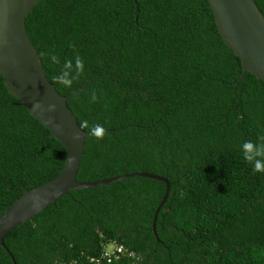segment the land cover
I'll use <instances>...</instances> for the list:
<instances>
[{"label": "trees", "instance_id": "16d2710c", "mask_svg": "<svg viewBox=\"0 0 264 264\" xmlns=\"http://www.w3.org/2000/svg\"><path fill=\"white\" fill-rule=\"evenodd\" d=\"M25 28L60 94L86 84L66 99L78 126L103 129L85 136L76 179L146 171L169 190L155 233L160 180L68 190L6 232L15 264H264V155L249 161L243 147L264 153V81L235 83L240 60L207 0H37ZM64 161L0 74V214ZM0 264H13L1 245Z\"/></svg>", "mask_w": 264, "mask_h": 264}, {"label": "water", "instance_id": "95a60500", "mask_svg": "<svg viewBox=\"0 0 264 264\" xmlns=\"http://www.w3.org/2000/svg\"><path fill=\"white\" fill-rule=\"evenodd\" d=\"M37 0H0V74L9 93L44 125L51 137L65 149V161L52 178L21 193L0 214V245L15 261L3 237L10 229L32 218L34 214L57 201L68 190L102 186L129 177H148L164 182L163 195L156 206L155 219L165 201L169 181L166 177L146 171H134L93 181H78L76 173L83 152L85 136L102 132L83 130L66 104V99L86 84L67 95L60 94L46 77L41 60L26 28L25 16ZM217 31L228 48L239 58L241 73L245 72L264 81V15L254 0H207Z\"/></svg>", "mask_w": 264, "mask_h": 264}, {"label": "clouds", "instance_id": "9594fccd", "mask_svg": "<svg viewBox=\"0 0 264 264\" xmlns=\"http://www.w3.org/2000/svg\"><path fill=\"white\" fill-rule=\"evenodd\" d=\"M50 59L53 62H56V57L55 56H50ZM83 65L82 62L80 61L79 58H76L75 60V68L77 73L82 69ZM72 68V63L69 61H65L64 63V71L61 73L62 76V80L61 83L64 85H70L72 82V78L74 77H70L69 76V72L68 70ZM91 99H95V92H93L91 94ZM99 131H102V129L99 128V126H97ZM243 147L247 150L245 151L244 155L245 158L249 161H252L254 156H260V155H264V153H261L257 148L255 150L252 149V145L250 142H245V144L243 145ZM254 170L255 171H264V166L261 165V163L259 161L254 162ZM113 244H109L108 247H112Z\"/></svg>", "mask_w": 264, "mask_h": 264}, {"label": "built area", "instance_id": "2783aa9c", "mask_svg": "<svg viewBox=\"0 0 264 264\" xmlns=\"http://www.w3.org/2000/svg\"><path fill=\"white\" fill-rule=\"evenodd\" d=\"M121 247L117 246V245H113L112 247H108L107 250L105 251L106 254H109L108 250L113 251V252H120L121 251Z\"/></svg>", "mask_w": 264, "mask_h": 264}]
</instances>
